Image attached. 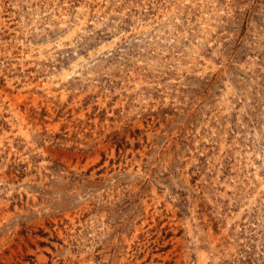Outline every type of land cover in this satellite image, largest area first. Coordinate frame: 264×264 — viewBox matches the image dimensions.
Instances as JSON below:
<instances>
[{
	"label": "rangeland",
	"instance_id": "1",
	"mask_svg": "<svg viewBox=\"0 0 264 264\" xmlns=\"http://www.w3.org/2000/svg\"><path fill=\"white\" fill-rule=\"evenodd\" d=\"M0 264H264V0H0Z\"/></svg>",
	"mask_w": 264,
	"mask_h": 264
}]
</instances>
